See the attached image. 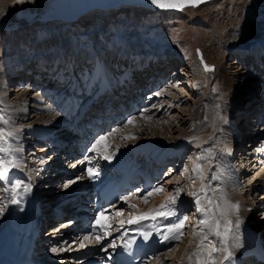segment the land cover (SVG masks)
I'll use <instances>...</instances> for the list:
<instances>
[{
    "label": "bare ground",
    "instance_id": "1",
    "mask_svg": "<svg viewBox=\"0 0 264 264\" xmlns=\"http://www.w3.org/2000/svg\"><path fill=\"white\" fill-rule=\"evenodd\" d=\"M11 1L16 11L3 23L4 26H9L6 28H17L20 26L18 23L22 22L29 24L34 21L35 17L39 16L38 14H43L44 12H47V17H49L50 14L54 13L53 11H55L56 8L64 10L63 14L60 15L69 16L74 13V8L78 6L75 4L77 2L74 0ZM57 2H62L63 4L57 5ZM50 17L52 19L55 18L52 17V15ZM63 19H66V22L70 21V19L66 17ZM239 48L240 47H238V49L236 48L237 50H234V52L232 51V53L230 52L228 56L224 53L223 55H217L215 60L222 59L221 61L223 64L213 68L209 65L210 62L207 63L208 61H205L203 51L199 48L205 65H208L212 70L205 71V65L202 63H199V65L196 62L194 68L192 66L189 67L191 75L195 74L194 76L192 75V80H194L196 84L186 93L189 94L188 98L191 100L188 106H180L181 102H186V98L182 101L183 95H186L185 93L178 96L175 95V93H170L171 89L169 88L164 89L165 92L156 91V96H151V99L146 100L147 103H145L144 99L147 96H145V93L151 88L152 84H154L152 89L157 88L156 84H158L159 81H155V79L160 77V73L163 72V66H167L170 63L167 57L152 56V58L146 57L143 60L142 57H129L124 53H121L119 56L117 52L121 50L115 53H109V49L107 50V56L101 58L103 64L102 68L100 67L99 69V62L94 59L89 60L87 57H78L77 54H70L66 49L62 48H45L44 51L36 54L35 59L31 60V58H28L29 62L26 63L24 61L25 59H22L21 63H16V61L2 62L0 65V115H3V117H0L2 118L0 119V148L5 149V151H0V171H3L2 169L4 166L8 167L9 171L7 176L5 179H2V181L10 196L19 201V203H15L13 214L15 227L16 230H18L16 234L18 239L17 244L18 247H20L19 250H25L28 247L34 250L37 247L39 248L38 252L43 249L42 252L36 253L42 256L48 253L43 247H47L48 244L54 242L55 239L62 240V242L60 241L61 244L65 245L63 242L65 241L64 238L66 234L70 232L71 220L77 221L79 218L78 215L82 212L80 208L77 209V206L72 205V209L75 207L77 209L75 211V217L72 216V214H65L56 219L55 222H50L54 223V225L52 226L51 224L50 227L43 229L41 234L38 235L39 239H36V241L35 239L28 238V236L27 239L21 229H28L35 225L36 218L32 215V210L33 213H35L33 209L34 199L42 200L41 206L44 208L43 211H54L55 206L61 207L62 205V201L58 200L56 202L57 198L55 197H60L59 195H61L62 199L66 200L63 203H66L71 201L72 197H75L78 193L83 191L86 184L89 182L87 180L89 176L88 170L91 169L89 164L97 161L98 158H101L103 161L101 166H107L105 163L107 159H104V157L108 156L110 158L112 156L114 161L110 164V167H113L114 164H116L115 166L117 167L121 161L125 160L127 154L132 155L131 153L134 150H140L133 165L143 158L144 160L135 170L140 172L144 168H147L150 175H155V170L152 169L154 165L150 162L156 160L160 163L162 160H172L175 157H181L189 146L194 145L198 147L199 145L202 146V144L213 141L216 150L215 148L213 149V145H211L212 147L210 149L209 145L205 147L206 149L203 148V155L201 154L202 157H200L201 160H199L202 162V170L196 180H199V178L200 181L203 180L209 170L208 161L206 163L203 160L209 158V156H212V158L217 156L216 159H220L218 164L219 168L217 167L218 169H214V173L216 174L212 179L216 182V185L218 184L219 186H215L213 191L210 192V195L215 199L213 209L217 210L216 215L222 218L223 221H225V218L233 217L235 211L242 214L246 220L244 221L245 231L243 230V233L247 232V236L243 237V233L237 230L235 231L234 237H232V233L230 235L231 237L226 236V238L215 235L217 221L215 222L212 217L211 222L208 221L207 223L209 230L204 227L203 231L200 230L196 232L193 237H186L185 245L180 249L179 257H177V260H179L175 261L173 264H208L207 258L211 255H214L213 261L215 264H238V258L234 257V252L232 251L233 248L228 247L229 243H232L236 247L237 250L235 252H237V255L242 256L240 259L241 261L246 257V253H254L256 255L255 248L258 242L264 240V192L261 190L259 193H256L257 188L256 186L253 187V184H260L263 186L264 190V171L257 174L256 177H254L255 180L250 179L248 175L253 167H258L261 164L264 157V141H262V147L260 144L256 147L255 144L264 137V134L262 135L261 133L264 129V99H262V103L260 102L259 105H256L258 98H264V91L257 90L258 87L263 85V79L260 78V76L264 73V55L260 53V49L257 50L258 52L252 51V53H250L245 52V49ZM197 54L198 53H196V55ZM197 58L199 59L198 55ZM28 59L26 58V60ZM173 64L174 63L171 62L168 66H172ZM179 65L175 66L176 69L180 67ZM146 67L150 69L144 73L143 71L147 69ZM142 73H144V75L141 76ZM172 74L175 77L180 75L176 70ZM108 76L111 77V81ZM106 78H108V82H106L107 84H105V86H102ZM169 78L170 76L166 81H171ZM14 80H18V82L11 85L10 83ZM177 80H179L176 83L177 85L185 83L182 77ZM128 81L133 82L132 86H137V88H129L128 100L125 99L127 94H125V92L122 93L124 99L120 103V107H118V103L112 105L113 100L109 102L110 98L107 100L102 96L107 90L110 89L111 91V88H113V91L117 88L121 93L123 86H125V83ZM203 82H205V85L202 84ZM35 87L36 89H34ZM103 89L104 92L101 93ZM144 90L145 92L142 93ZM12 91H14V94H11ZM210 91L211 93L212 91L215 92L216 95L211 94ZM261 93L262 95H260ZM108 94L109 92L107 95ZM162 97H165V99ZM154 98L158 99L156 101L158 103L150 107L148 103ZM95 100H101L99 106H101L100 109L103 113L101 115L95 114L89 116L87 121L90 123H94L96 119L100 120L104 118L106 111H109L108 116L110 117L112 110L118 115L120 123L123 121L124 123H127L126 121H138L137 118H139L140 114L136 116L131 115L132 117L129 114H137L141 112L140 109L144 110L141 114L145 115L146 111L155 115L159 113L160 109L166 107V109H170V111L174 113V116L169 117V115H167L165 117L164 126L167 131H169L163 138L151 134L149 136H138V139L136 137L137 140L133 138L135 141H130L132 144L130 146L128 145L127 150H121L117 147V145L120 144L118 142L119 139H115L116 137L130 138L132 137L131 135L135 137L137 133L142 132L143 127H146L145 123L148 125L151 121L146 120L145 123L141 124L142 126L139 125L136 130L127 128L124 124L121 128H115L110 134L103 133L98 135L90 148L93 154L87 156L84 154V156L80 158L74 154L73 142L75 143L74 139L79 137V132L83 129L84 123L80 121L81 124L74 127H72V123L77 113L85 112L86 104H92ZM128 101H130V103H128ZM260 104L263 106L261 107ZM1 106H4V108ZM92 108L94 109L95 106L92 105L91 109ZM75 110L77 113L73 114L72 119H69L68 116ZM255 112L260 116L258 121L254 119L256 116L254 118L251 116L249 119L247 115L254 114ZM129 117L131 118L127 120ZM125 118L126 121L124 120ZM231 119L233 120L230 121ZM106 124H108V122ZM187 124L190 126L187 127ZM95 125L101 127V124ZM95 125H91L93 126L91 130L95 128ZM254 127L258 128L254 131ZM74 129L76 130L74 131ZM60 130L62 131L61 134ZM246 130L250 132L247 133ZM174 132L177 133L174 134ZM83 134L86 136L87 131L84 130ZM101 137H105V139L97 145L98 147L96 150H93V145H95ZM255 137L257 140L254 143L252 140H249L255 139ZM49 138H54L55 140H53V142L50 140L49 143ZM245 138L248 140H245ZM243 139L245 142L247 141L246 148L248 147L249 149L242 151L239 148L240 162L242 163L238 166V171L237 166L233 165L230 155L232 156L235 153V148L240 146ZM56 140H61L59 141L60 144H62L61 147L58 141L55 142ZM113 141L115 144H113ZM111 145L114 146V149L109 148ZM254 147L255 149H252ZM31 149H37L38 152L40 151L41 153L37 154V152H33ZM26 150H28V155L35 153L34 157H36V159L30 160L32 163L29 161L26 162V159L21 156L23 152L25 154ZM42 151H50L49 153L51 155L49 157L47 156L48 158H44L42 156L45 153ZM117 153H119V155ZM163 154H166L165 156L169 158L162 157ZM66 160L67 163L69 161L71 162L67 164ZM147 160H150V162L146 164ZM27 163L35 165H33L35 167H33V169L35 171L34 174L37 175L34 179L28 172L27 168L29 165L27 166ZM172 168H169L168 171L172 170ZM30 169L32 168L30 167L29 170ZM92 171L93 173L98 172V170ZM242 171L248 172L242 177L244 179V186H246L245 190L243 187L240 188L238 186L240 184L238 178L241 179V176L239 177L238 175ZM183 174L182 171L172 178L180 181ZM36 178L39 179L36 184L33 185L32 180ZM170 178L171 175L165 179L164 183L169 184L172 179ZM212 179H210V181ZM159 180L158 178L156 179L157 184ZM17 183L20 184L19 188L15 187ZM201 184L202 182L193 187L196 195L200 193L199 188ZM214 184L215 183H213V185ZM213 185L211 187H213ZM25 186H30V191H25ZM54 187H61V190L53 191L54 196H50L48 192L54 189ZM155 188L142 195L141 198L136 197V193H130L127 197L123 196L114 208L126 204V206L128 205L127 207L130 208L129 211H131L132 214H142L144 213L143 211L148 208L142 209L141 211V200L145 199L146 196H153L154 198L152 197L153 199L149 203V209H157L158 207L159 212H167L169 210L172 212V215H159V219L166 225L164 236L170 235L168 232L169 227L174 224H179L185 217H182L180 213L175 211L173 200L170 199L172 197H170V193L166 188L162 194L159 193V195L156 191L154 192ZM243 193H247L249 196L244 194L245 198H243ZM199 197L202 199V196L199 194L197 200H200ZM52 199H54V202ZM237 200L243 201L242 206L238 205L239 202ZM236 201L238 204L235 203ZM183 203L185 202L177 206L181 208ZM208 203L207 201V204ZM205 204L204 202L198 205V207L203 209L202 212L197 213L199 217L201 216L200 221L210 217V211H208L210 207L208 205L209 208L206 209ZM3 205L9 206V209L7 208L9 213L12 204ZM162 205L165 207L162 208ZM237 205L239 206L238 208L235 207ZM118 210H113L115 215L112 213L114 216H109L111 218L98 217L101 225L105 227V233L112 234L117 230V220L126 216L122 214V212L126 211L120 212L119 210L118 212ZM2 216L0 224L4 221L6 214L3 213ZM169 218L170 222L168 220ZM186 225L187 224H182L179 233ZM200 225L203 226L202 224ZM212 226L214 227L212 228ZM210 227L212 229H210ZM101 229H103V227ZM257 231H260L258 237L255 235ZM41 235L45 236V238ZM79 235L80 234L77 233L74 238L77 240ZM225 235H228V233ZM3 237L4 234L0 237V243ZM23 237L25 238L22 243L21 238ZM168 242H171V239H168ZM205 242L207 245L204 244ZM222 245L226 246L222 247ZM1 246L2 245H0V248ZM213 249H215V251H213ZM225 249L232 252L231 258L225 259L227 255ZM34 252H37L36 249ZM160 253L161 252L158 253L159 256L154 258V260H149L147 264H159L162 260L165 261V259H168L166 256L168 255L167 253H164L166 257L160 256ZM209 253L212 254L209 255ZM20 254L23 253L20 251ZM29 254L30 252L27 251L24 257H31ZM69 257L70 256L65 258ZM248 259H245L242 264H244V262L246 263ZM164 261L162 263H165Z\"/></svg>",
    "mask_w": 264,
    "mask_h": 264
},
{
    "label": "rangeland",
    "instance_id": "2",
    "mask_svg": "<svg viewBox=\"0 0 264 264\" xmlns=\"http://www.w3.org/2000/svg\"><path fill=\"white\" fill-rule=\"evenodd\" d=\"M15 11L16 10L14 9L13 2L11 0H0V65L2 62L4 63L5 61L6 62L16 61V63H21L22 59L23 60L25 59L24 60L25 63L29 62L30 58L31 60L35 59L36 54L44 51L45 48H48V49L62 48V49H66V51H68L70 54H77L78 57L79 56L85 57V58L87 57L89 60L94 59L99 62V67H98L99 69L100 67L102 68V64H103L101 58H103V56L104 57L107 56V50L109 49H110L109 53H115L118 50H121L117 52L119 56L121 55V53H124L128 55L129 57H133V56L142 57L143 60L146 57L152 58V56L153 57H164V58L167 57L170 60V63L168 65H170L171 62L174 63L175 65L173 64L172 66H168V65L163 66L164 67L162 68L163 72L160 73V77L155 79V81H159L157 84L158 86L157 89L153 90L152 88L154 84H152L151 89L153 92L151 93V90H149L146 92L147 94L145 93V96L148 95L149 99H151V96H156L155 94L156 91L165 92L164 89L166 88L171 89L170 93H175V95L181 96L182 94L184 93L186 94L187 92H189L191 88L194 87L196 82L192 80V77L195 74L194 75L192 74L193 76L191 75V71H189V67L192 66L194 68L196 66L195 62L198 64L200 63L196 55L197 52L195 51V48L197 47L200 48L201 51H203L205 61L206 62L208 61L207 63L210 62L211 64L214 65V67L215 66L218 67L219 65L223 64V62L221 61L222 59L215 60L217 55H223L224 53L225 55L228 56L230 52L231 53L232 51L234 52V50H237L238 47H240L239 49H245L244 50L245 52H250V53H252V51L258 52L257 50L260 49L261 51L260 53L264 55V0H210V1H207V3L201 4L199 6L184 7L178 12H171L168 10L156 11L150 8L147 9V8L139 7V6L134 7V6H129V5H122L120 6V8L107 9L106 11L100 10V9H92V11L87 12L77 17L76 20H70L67 22L65 21L66 19L62 20V19H57V18H53V19L49 18L48 20L47 19L44 20V19L35 17L34 21L30 22L29 24L27 23L25 24L22 22V23H18L20 24V26L17 28H6L8 25L4 26L3 23L7 21V18L9 16H12ZM26 58L27 59L29 58V59L26 60ZM177 64L180 66L178 69H176L175 67V66H178ZM146 68H145L146 70L143 71L144 73H146L150 69L149 67H146ZM175 70L178 71V73H180V75L177 77H175L172 74L175 72ZM144 73H142L141 76L144 75ZM169 76H170L169 79L171 81H166L168 80L167 78ZM181 77L183 78L185 83L181 85H177L176 83L179 81L177 79ZM108 78L111 81V77L109 76ZM108 78H106L102 86H105V84H107L106 82H108ZM260 78L263 79V83H262L263 85L258 87L257 90H260L263 92L264 91V73L260 76ZM17 82L18 80H14L10 84L14 85ZM202 84L205 85V82H203ZM133 87L137 88V86H132L131 89ZM34 89H36V87ZM143 92H145V90L142 91V93ZM11 94H14V91H12ZM211 94L216 95V93L213 91ZM260 95H262V93ZM188 96L189 94L183 95L182 101L185 100L186 98V102L185 101L181 102L180 106L181 105L188 106V104H190L191 100L188 98ZM147 98L148 97H146L145 99ZM162 98L165 99V97H162ZM262 99L264 98L262 97L258 98L256 105H259L260 102L262 103ZM157 100H158L157 98L152 99L151 102L148 103V105H150L151 107L153 106V104L155 103L157 104L158 103L156 102ZM128 103H130V101H128ZM145 103H147L146 100H145ZM1 107L4 108V106H1ZM118 107H120V103H118ZM263 109H264V106H263ZM140 110L141 112H138L137 114H134V115L132 114V116H136L140 114L139 118H137L139 122L135 120L129 123L128 121H126V118H125L124 120L127 123L123 122V124L120 126L115 125L116 129L118 127L121 128V126H124L125 124L127 128H130V129L132 128L136 130L138 126L145 123L146 120L151 121L149 122L148 125L145 123L146 127H143L142 132L137 133L135 137L133 135H131L132 137L130 138L116 137L115 139H119L118 142L120 144V145H117V147H119L121 150L122 149L127 150L128 145L130 146L132 144V142L130 141L132 140L135 141L136 137L138 139L139 137L149 136L151 134V135H157L163 138L167 135L169 131V130L167 131V129L164 126V120L167 115H169V117L174 116V113H172L170 109H166V107L162 108L160 109L159 113L155 115L150 114V112L148 113L145 111L146 113L145 115H150V116H145L144 114H141L144 110L142 109ZM71 114L72 113H70V115L68 116L69 119L73 118L72 117L73 114L72 116ZM247 115L249 119L251 116L253 118L256 116L254 119L257 121L260 118L257 112H255L254 114H247ZM0 117H3V115H0ZM111 117L112 118L116 117L114 110H112ZM131 117H129L127 120H129ZM88 119L89 117L86 118L85 120L87 121ZM232 120L233 119H231L230 121ZM189 126L190 125L187 124V127ZM258 127H254V131ZM114 130L115 129H113L112 131ZM112 131H110V133ZM249 132L250 131H247V133ZM110 133H107V134H110ZM176 133L177 132H174V134ZM261 133L262 135L264 134L263 132ZM48 140H49L48 142L50 143V140H52L53 142V140L55 139L49 138ZM245 140H248V139L245 138ZM245 140L243 139L240 146H237L235 148L234 150L235 153L232 156L230 155L233 165L237 166V168L240 165V163H242L240 162L239 148L242 151L249 149L248 147L246 148L247 141L245 142ZM249 140H252V142L254 143L257 140V138L255 137V139H249ZM57 141L59 142L61 140H56L55 142ZM262 141H264V137H262L261 140H258L257 143H255L256 147L258 146L257 144H260ZM113 144H115L114 141H113ZM208 145L210 146L209 149L212 147L211 145H213V149L215 148L216 150V147L213 141L202 144V146L199 145L198 147H195L194 145H192V146H189L183 152V155L181 157H175L172 160L169 159L168 161L163 160L162 162H160V164L162 163L163 172L161 173V177H160L161 180L159 181L160 184H158L155 187L156 189L158 188L162 189V191L154 190V192L156 191L157 194L159 195V193L162 194V192L166 188V190H168V192L170 193V197H175V199L173 200V206L175 204L178 205V204H181L182 202H185L183 203V206L180 209L179 207L177 206L176 207L178 211L179 210H181L180 212L184 211L183 213H181V215L182 216L186 215L185 217H187V219L183 220L184 222L183 224H187V225L185 226V228H183L180 231V239L175 240L171 247L167 248L166 250L160 253L161 254L160 256H164V257L167 256L168 259H165V261L162 260L161 263L159 264H173L175 261H178L179 259L177 260V257H179L180 249L185 245L186 237H193L196 234V232H199L200 230L203 231L204 227L207 228V230H209L208 224H204L203 226L200 225L201 216L199 217L197 214L198 213L197 207L199 205L197 204V199H198L199 194L202 196V199H200L199 197L200 199L199 203L202 204L205 202L206 209L210 207L209 208L210 210L208 209V211H210V217H208L206 220L211 222V219L213 217L215 222L219 221L220 223L219 231L221 234L219 236H221L222 238H226V236L231 237L230 235L232 233V237H234L236 230L239 231L240 233H243V230L245 229L244 221L246 220L244 216H242V214L235 211L233 213L234 215L233 217L225 218V221H223L222 218L216 215L217 210L213 209V204H214L215 199L212 197V195H210L211 194L210 192L213 191L215 186H219L218 184L216 185V182L213 181L212 179V177H214L216 174L214 173V169L217 167L219 168L218 164H219L220 159L218 158L217 160L216 159L217 156L215 158L214 157L212 158V156H209L210 159L205 158V160H203L206 163L208 161L209 170L207 171V175L205 176L203 180L200 181V178L199 180H196L197 177L200 175L199 173L202 170L201 169L202 162L199 161L201 160L200 157H202L203 155L202 152L204 149H206L205 147ZM59 146L60 147L62 146L60 142H59ZM109 148L114 149V146L111 145ZM252 149H255V147ZM31 150L33 152H37V154L41 153L40 151L38 152L37 149H31ZM250 150H251V147H250ZM50 151H42L46 154V156L45 154L43 155L44 158L45 157L48 158L51 155L49 153ZM117 154L119 155V153ZM165 155L166 154H163L162 157L169 158L168 156H165ZM21 156L24 159H26V162L28 161L30 162V160L36 159V157H34L35 153L28 155V150H26L25 154L23 152V155ZM66 163H67V160H66ZM215 163L217 166L215 165ZM33 165L34 164L27 163L28 169L30 167L32 168L35 166ZM168 165L171 167H169ZM169 168H172V170L168 171ZM182 171L184 174L181 176L180 181H177L175 178H172L178 175V173H181ZM238 171H239V168H238ZM263 171H264V157L262 159L261 164L258 167L257 166L253 167L249 171L248 176L250 177V179L255 180L254 177H256L257 174L262 173ZM211 172H212V175H211ZM245 173H248V172L242 171L238 175L239 177L241 176V179L238 178L240 180V184L238 186L240 188L243 187L244 190L246 186H244V179L242 177L243 175L245 176ZM169 175H171L172 179L170 178L171 182L169 184H166L164 183V181L165 179L168 178ZM210 179L212 180L210 181ZM201 182L202 184L200 185V188H199L200 193L198 192L199 194L196 195V192L194 191L193 187L194 185L200 184ZM212 182L215 184L213 185ZM210 184H212L213 187H211L212 185ZM255 186L257 188L256 193H259L261 190L264 192L263 187L260 184L258 185L257 183L253 184V187ZM59 188L61 187H57V188L54 187V189L49 190V195L51 194L50 196H54L53 191L55 192V191L61 190ZM3 189L4 187L2 186V181H1L0 182V208H3L5 212L7 211V208L9 206L3 205V204H13V203L11 202V199L4 194L5 190ZM244 194L245 193H243L242 195L243 198H245V195L249 196V194L247 195V193L245 195ZM152 197L153 196H146L145 197L146 199L141 200V203H140L141 211L142 209H147V208H148L147 210H149L150 208L149 203L154 198ZM170 197H167V198H170ZM205 197H206V201H205ZM210 200H211V203L207 204V201L209 202ZM237 201L235 202L236 204H238ZM238 202H239L238 205L242 206L243 201L241 202L239 200ZM66 203L68 204L69 202H66ZM127 206L124 205L121 208H119L120 212L126 211V212H122V214L126 216L129 213H131V211H129L130 208ZM177 210L175 211L178 212ZM143 212L145 213L147 211L144 210ZM2 217L3 216L0 215L1 220H2ZM214 221H213V224H214ZM228 221H231V224L228 225V227H230V231L228 232V235H225V225L227 224ZM51 224L52 226L54 225V223H50V225L49 224L44 225L42 229H46L47 227H50ZM213 227L214 226H212V228ZM212 228L210 227V229ZM1 229H2V223L0 224V235L4 233L3 232L4 228L2 230ZM255 234L256 236H259L260 231L259 232L257 231ZM244 236H247V232L243 233V237ZM60 241L62 242V240L55 239L54 240L55 244H49L47 247L52 248L53 246V249L56 250L58 248L57 250H59L60 252L59 247L64 246L61 244ZM261 241H264V240H261ZM204 244L207 245L206 242ZM224 246L222 245V247ZM228 247L233 248L232 251L234 252L235 258H242V256L237 255V252H235L237 249L232 243H229ZM42 251L43 249L37 252L40 253ZM164 253H167L168 255ZM247 254L248 253H246V255ZM68 256H63V257H68ZM207 259H208V264L210 262H211L210 264H215L213 261L214 255H211ZM163 261L165 263H162ZM246 263L249 264L252 262H249L246 260Z\"/></svg>",
    "mask_w": 264,
    "mask_h": 264
},
{
    "label": "snow or ice",
    "instance_id": "3",
    "mask_svg": "<svg viewBox=\"0 0 264 264\" xmlns=\"http://www.w3.org/2000/svg\"><path fill=\"white\" fill-rule=\"evenodd\" d=\"M18 2H22V0H18ZM201 2H203V0H151L152 4H154L160 8H179V7H183V5L185 3H190L193 6H195L196 4L201 3ZM211 70L212 69L208 65H205V71H211ZM131 122L132 121H129V123H131ZM104 139H105V137H101L100 140H98L96 142V144L93 145V150H96L97 145H99L101 143V141H103ZM105 147H106V145H105ZM0 151H5V149L0 148ZM104 159H109V157L105 156ZM8 171H9L8 167L4 166L3 171H0V180L6 178ZM88 171H89V175H95V173H93L92 169H89ZM15 187L19 188L20 184L17 183L15 185ZM25 191H30V186H25ZM156 191H162V189L158 188V189H156ZM170 199L174 200L175 197H172ZM11 202L12 203H19V201L16 199H13ZM209 203H211V201H209ZM197 204H199V200H197ZM161 207L164 208L165 206L162 205ZM235 207L238 208V206H235ZM3 210H4L3 208H0V215L3 214ZM197 211L202 212L203 209H201L200 207H197ZM101 215H103V213H101ZM157 215H160V216L172 215V212L170 210L167 212H157ZM146 218H148V214H144L140 217L134 218V219L130 220L129 223H135L139 219H146ZM153 218H155V217H153ZM185 219H187V217H185ZM97 223H99V218H97ZM207 223H208V221L206 219H202L200 221V224H202V225L207 224ZM182 224H183V221H180L179 224L171 225L168 229V232L170 233V235H166L163 238L165 240H168V239L179 240L180 239L179 230H180ZM230 224H231V221H228L227 224L225 225V234H227L230 231V227H228V225H230ZM219 229H220V223H219V221H217L216 222V232H215V235H217V236H219L221 234ZM147 238H148V234H145V239H147ZM85 239H88V238L85 237ZM112 246L114 247L115 245L113 244ZM53 251H56V250L53 249ZM213 251H215V249H213ZM225 251H227V249H225ZM209 255H211V253H209ZM231 256H232V252L227 251V255H226L225 259H229V258H231Z\"/></svg>",
    "mask_w": 264,
    "mask_h": 264
},
{
    "label": "water",
    "instance_id": "4",
    "mask_svg": "<svg viewBox=\"0 0 264 264\" xmlns=\"http://www.w3.org/2000/svg\"><path fill=\"white\" fill-rule=\"evenodd\" d=\"M74 1L77 2L75 4L78 6L74 8L73 14H70L69 16H64V15L62 16L60 14H63L64 10L56 8L55 11H53L54 13L50 14V16L52 15V17L61 18V19L66 17L70 20H76L77 17H79L82 14L92 11V9H100V10L106 11L107 9L120 8V6L122 5H129V6H134V7L139 6V7H144L147 9L150 8L156 11L168 10V11H173V12H178V10H181L183 7H193L192 4L185 3L183 7H179V8H160L152 4L151 0H74ZM207 1H210V0H203V2L198 3L195 6L200 5L202 3H206ZM58 4H63V3L57 2V5ZM38 15H39L38 18L44 19V20L46 19L48 20L49 18H51L50 16L47 17L48 15L47 12H44L43 14H38ZM195 51L198 53L197 55L199 57L200 63L205 65V61L201 57V54H200L201 52L199 51V48L198 47L195 48ZM209 65H211V68L214 67L211 63H209Z\"/></svg>",
    "mask_w": 264,
    "mask_h": 264
}]
</instances>
